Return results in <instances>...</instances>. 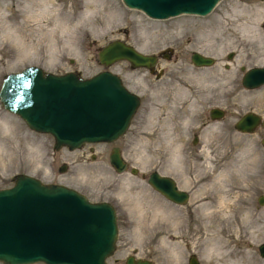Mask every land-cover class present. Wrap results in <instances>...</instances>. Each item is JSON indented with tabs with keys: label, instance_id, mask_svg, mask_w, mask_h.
<instances>
[{
	"label": "rangeland",
	"instance_id": "374dc122",
	"mask_svg": "<svg viewBox=\"0 0 264 264\" xmlns=\"http://www.w3.org/2000/svg\"><path fill=\"white\" fill-rule=\"evenodd\" d=\"M114 39L159 58L152 68L133 67L126 59L103 65L98 51ZM192 51L215 62L197 66ZM31 64L82 77L108 69L140 104L125 133L94 144L91 158L87 145L55 149L50 134L32 130L0 102V188L27 173L111 203L119 232L109 264H124L132 252L155 264H187L190 254L199 264H264L258 252L264 240V203L258 200L264 196V127L234 128L244 112L264 118V84L241 83L243 67L264 66V0H219L205 15L165 19L122 0H0V83ZM212 107L224 115L212 119ZM113 146L127 162L123 171L108 161ZM153 170L172 176L189 192L188 201L165 199L148 182ZM219 197L231 206L219 208ZM207 209L227 210L235 223L206 222ZM210 233L227 237L232 254L219 248L211 254Z\"/></svg>",
	"mask_w": 264,
	"mask_h": 264
},
{
	"label": "water",
	"instance_id": "95a60500",
	"mask_svg": "<svg viewBox=\"0 0 264 264\" xmlns=\"http://www.w3.org/2000/svg\"><path fill=\"white\" fill-rule=\"evenodd\" d=\"M219 0H122L129 8L142 10L155 19L182 13L205 15ZM231 57V54L228 55ZM103 65L126 59L133 67L152 68L155 54H145L131 44L114 39L98 51ZM192 62L211 65L213 56L192 51ZM244 69V67H243ZM241 83L255 88L264 84V66L246 68ZM106 94V95H105ZM0 102L32 130L53 137L54 148L75 149L84 143L111 142L125 133L140 104V97L108 69L80 77L77 72L54 73L31 64L7 73L0 84ZM225 111L212 107L209 115L219 119ZM264 118L252 111L234 123L240 132H253ZM197 137L194 136L193 143ZM264 145V136L261 138ZM110 164L123 171L127 162L118 146L109 155ZM61 166L59 170H63ZM132 173L137 172L134 166ZM148 182L169 200L184 204L189 192L170 175L150 172ZM264 203V196H259ZM117 215L107 201H91L78 190L60 183L43 182L27 173L0 188V262L3 264H109L118 238ZM264 258V241L258 244ZM188 264H199L195 254ZM125 264H154L150 259L128 255Z\"/></svg>",
	"mask_w": 264,
	"mask_h": 264
},
{
	"label": "bare ground",
	"instance_id": "6f19581e",
	"mask_svg": "<svg viewBox=\"0 0 264 264\" xmlns=\"http://www.w3.org/2000/svg\"><path fill=\"white\" fill-rule=\"evenodd\" d=\"M87 4H91L92 2H86ZM93 4V3H92ZM95 6V5H94ZM95 9V8H94ZM102 11V10H101ZM101 14V13H100ZM111 19V18H110ZM202 66V65H201ZM148 78V77H147ZM150 82V81H149ZM247 88H250V87H247ZM106 95V94H105ZM252 112H254V111H252ZM152 186V185H151ZM153 187V186H152ZM154 188V187H153ZM155 189V188H154ZM156 190V189H155ZM157 191V190H156ZM206 205H208L207 206V208L208 207H210V205L209 204H206ZM216 205L217 206H219V208H222V207H225L226 205H230L231 206V204H229L228 203V201H227V198L225 197H219L218 199H217V202H216ZM212 206V205H211ZM212 208V207H211ZM210 208V209H211ZM207 211H208V209H207ZM226 213H224L223 214V212L222 213H220V212H212V211H208V212H205L204 213V215H203V217L205 218V219H207V220H205L206 222H217V223H224V224H227V225H233L235 222H234V219L231 217V213L230 212H228L227 210H224ZM251 217V216H250ZM205 223V222H204ZM207 224V223H206ZM203 225V224H202ZM204 227V226H203ZM212 228V227H211ZM178 231V230H177ZM215 231V230H214ZM257 232V231H256ZM230 233V232H229ZM255 233V232H254ZM220 234V233H219ZM212 235V236H211ZM207 236H209V238L208 239H210V240H212V241H214V243H215V246L213 245L212 247H211V254H213L212 252H213V250H215V249H217V251L219 252V249H220V251L221 252H225L226 253V255H231L232 254V251L231 250H228V249H226V246H227V244H228V242H229V239L227 238V237H224V236H220V235H218L217 233H210L209 235H207ZM252 240V239H251ZM231 246V245H230ZM219 248V249H218ZM231 249V248H230ZM207 254V253H206ZM239 256V255H238ZM230 258V257H229ZM211 262V259H208V261H207V263L209 264ZM220 262V261H219ZM214 263V262H213Z\"/></svg>",
	"mask_w": 264,
	"mask_h": 264
},
{
	"label": "flooded vegetation",
	"instance_id": "af4514ba",
	"mask_svg": "<svg viewBox=\"0 0 264 264\" xmlns=\"http://www.w3.org/2000/svg\"><path fill=\"white\" fill-rule=\"evenodd\" d=\"M159 58V54H157V59ZM100 143H104V142H100ZM94 144H97V143H84L83 145H81V147L80 148H83L84 146H88V149H89V151L91 152V158H94L95 156H94ZM119 149H120V154H122V152H121V148L119 147ZM111 150H112V147H111V149L109 150V153H108V161H109V155H110V152H111ZM164 197V196H163ZM165 199H167L166 197H165ZM168 200V199H167ZM131 254H133L135 257H141V256H138V255H136L135 253H131ZM126 257H127V255H126ZM126 257H125V259H126ZM141 258H146V257H141ZM125 259H124V262H125Z\"/></svg>",
	"mask_w": 264,
	"mask_h": 264
}]
</instances>
